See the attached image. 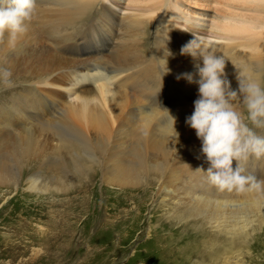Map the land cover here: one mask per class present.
<instances>
[{
  "label": "bare ground",
  "instance_id": "bare-ground-1",
  "mask_svg": "<svg viewBox=\"0 0 264 264\" xmlns=\"http://www.w3.org/2000/svg\"><path fill=\"white\" fill-rule=\"evenodd\" d=\"M158 1L162 9L160 13L151 11L154 7L144 8L152 0H36L32 20L26 25L27 31L18 36L15 45L10 46L7 34L0 39V47L3 43L8 49L24 47V52L15 53L8 63L12 70L26 73V80L29 81L28 90L12 100L9 114L0 116V144H3L0 148V186L18 185L20 170H14L13 166L19 167L23 162L42 158L49 168L62 162L61 157L51 154L59 148L67 150L75 169L76 159L85 154L82 160L91 164L99 163V160L103 163L100 168L103 179L111 184H138L136 172L149 168L145 167L149 165L145 142L149 139V123L165 115L160 112L161 105L166 104L164 101L176 106L175 111H168V114L183 113L189 110L186 103L190 98L186 100L184 97L187 74L183 71L178 78L176 75L173 77L184 81H180L174 91L169 87L177 83H167L164 76L162 82L165 88H159L161 80L149 85L148 77L154 66L150 62H138L130 36L125 38L130 31L141 33L143 26L154 25L160 32L157 42L160 58L166 53L163 42L168 36L176 35V49L169 50L166 55L171 58L174 55L179 63L197 61L185 51L195 50L197 43L211 40L217 50L215 55L225 58V69L226 65L238 66L240 73L258 80L259 74L256 73L260 70L261 56L257 52L264 49V19L256 16L244 18L231 13L217 15L214 23L205 13L198 12L190 18L185 11L175 9L171 0ZM87 19H91L89 24L85 22ZM67 26L72 28L67 29ZM190 42L189 48L185 49ZM196 66L188 71L195 81L194 86L191 84L194 88L199 86L200 79ZM236 76L231 77V90L238 88ZM161 98H166L164 103L160 102ZM132 115H139L140 121H143L140 124L142 132L136 138L130 119ZM128 123L129 127H126ZM20 126L21 131H18ZM124 127L127 131L125 138L130 141L114 153L124 142ZM41 134L45 137L39 140ZM135 142H140L141 151L138 148L134 150ZM161 150L164 157L157 167L161 171L158 189L167 193L171 204L182 206L194 217L205 221L210 235L217 237L223 234L233 244L235 235L247 232L246 228L259 221V215H264V189L245 193L218 192L207 183L206 173L201 171L207 170V162L189 160L183 149L163 146ZM168 153L171 156L166 159ZM245 169L246 174L264 180V167L252 163L250 168ZM29 180L28 189L47 190V185L39 186L36 179ZM55 182L53 169L50 184ZM12 222L14 227L15 221ZM31 222L24 220L27 226ZM36 225L41 231L42 226L39 223ZM1 237L0 259L10 258L5 264L24 257L26 247L21 251L18 243ZM197 237L200 238L185 242L179 249L176 263L180 260L182 264H188L196 254L195 258L203 260L197 264H217L218 258L222 260L218 261L219 264H240L239 259L232 256L235 250L228 248L230 244L218 243L214 249H207L201 242L205 239V232ZM29 239L34 238L24 237L20 243H25L28 248L34 244ZM161 253L155 254L157 263H160V258H165ZM20 261L27 264L26 260Z\"/></svg>",
  "mask_w": 264,
  "mask_h": 264
},
{
  "label": "rangeland",
  "instance_id": "rangeland-1",
  "mask_svg": "<svg viewBox=\"0 0 264 264\" xmlns=\"http://www.w3.org/2000/svg\"><path fill=\"white\" fill-rule=\"evenodd\" d=\"M171 2L175 9L185 11L190 18H193L198 12L205 13L208 15V19L213 20L214 23L217 15L225 16L231 13L243 15L244 18L256 16L264 19V9H262L264 0H171ZM150 7H154L151 10L154 13H160L162 10L159 8L158 0H152L150 5L144 6V8ZM170 9H172L171 6ZM90 20L87 19L86 24H89ZM75 24L76 21L72 26ZM72 26H67V29H71ZM143 28L141 33L136 30L128 32L125 38L130 36L139 63L150 62L153 64L154 69L148 77L149 85L161 80L159 88H165L166 85L162 82L164 76L167 83H177L169 87V90L174 91L180 81L182 83L184 81L173 79V77L177 76L178 78V74L183 71L184 74H187L184 97L187 98L186 100L190 98L186 103L189 110L183 113L168 114V111H175L176 106L164 101L166 98L160 99V102L166 103L160 107V112L165 115L158 116L151 121L152 123H149V139L145 141L148 146L149 165L145 167H149L147 169L150 170L144 172L147 169H141L136 172L137 185L111 184L108 180L103 179L100 169L103 163L99 160L101 164L98 165L97 162L91 164L82 160V157L85 159V154L76 159L75 169L71 162L72 159L64 148H59L58 151L51 153L56 158L61 157L62 161L54 163L52 168H49L48 163L42 161V158L23 162L19 167L13 166L16 168L14 170H20L18 185L0 186V236L11 243H18L21 251L26 247L27 252L24 257H17L11 264H21L20 259L26 260L27 264H182L180 260L176 263L179 249L185 245V242L193 238L199 239L200 237L197 235L203 236V232H205V239L199 241L203 242L207 249H214L218 243L230 244L228 236L218 234L219 236L214 237L213 234L210 235V228L205 221L194 217L186 208L171 204L167 199V193L158 189L157 183L161 177V171L157 170V167L160 165L159 161H162L164 157L161 147L183 149L185 157L189 160L198 159L200 162H206L201 152V140L197 138L195 130L186 123V118L194 111L193 102L199 96V86L195 87L196 89L193 87L195 81L188 71L196 65L201 66L200 60L202 59L197 57V61L179 63L174 59V55L173 58L167 56L169 50L171 52V49H176L174 41L177 38L174 34L168 36L163 42L166 45V53L162 54L160 58V48L157 46L160 32L156 31V27L152 24L145 25ZM106 37L109 39L108 36ZM18 52L23 53L24 47L16 46L15 49H8L5 43L0 47V70H10L12 72L11 80L14 84L11 88H5L0 83V116L3 113L8 115V108L12 100L16 99V95L28 90L27 74L19 71L18 73L17 70H12L9 67V59ZM185 54L183 52L182 56L185 57ZM257 54L261 56V63L260 70L256 74H259L258 80L261 87H264V49L258 51ZM226 67L225 78L229 82L233 75L241 72L238 66L226 65ZM237 110L246 116L247 113L242 105H238ZM134 115L130 116V119L133 122L132 128L136 138L142 132L143 127L140 124L143 121H140L139 115ZM171 117L174 118L173 127L178 133L175 137ZM126 127H129V123ZM249 127L253 126L249 123ZM17 130L21 131V126ZM32 130L34 131V128ZM253 130L258 135L264 136V129L253 128ZM125 131L124 127L122 129L124 142H121V148H116L114 153H118L128 145L130 139L125 138L127 135V131ZM44 137L41 134L39 140ZM2 146L3 144H0V148ZM137 148L142 150L140 142H135L134 150ZM170 156L168 153L166 159ZM127 158L130 159V157ZM79 160L81 161L79 162ZM122 163L125 164V162ZM252 163L264 167V158L257 160L250 157L248 161L241 162L245 168H250ZM182 164L187 166L185 162ZM235 165L236 162L233 161V167ZM80 167L82 168L80 169ZM53 169L56 182L50 184ZM116 173L118 174V172ZM204 176L206 177V174ZM31 178L36 179L39 186L47 185V190L28 189ZM3 197L5 200H2ZM263 216L259 215L260 220L246 228L247 232L235 235L232 240V242L235 241L233 243L235 246L230 244L228 247L235 250L232 256L238 258L240 264H264ZM26 219L29 222L32 221L28 223L29 226L24 223ZM12 221H15L14 227ZM36 223L42 226L41 231L38 230ZM32 231L35 233L32 234ZM29 236L34 238L31 239L34 244H30V247L27 248L25 243H20V241ZM39 238L41 242L38 244ZM31 240L28 241L31 242ZM218 250H220L219 246ZM160 251L165 258H160V263H157L154 257ZM144 252L145 255H142ZM195 255L193 258L191 257L188 264H197V262L203 261L195 258ZM9 259V257L4 260L0 259V264H5ZM218 259L216 260L217 264L222 261Z\"/></svg>",
  "mask_w": 264,
  "mask_h": 264
},
{
  "label": "clouds",
  "instance_id": "clouds-1",
  "mask_svg": "<svg viewBox=\"0 0 264 264\" xmlns=\"http://www.w3.org/2000/svg\"><path fill=\"white\" fill-rule=\"evenodd\" d=\"M35 3L36 0H0V39L7 34L10 46L15 45L18 36L27 31ZM216 51L211 40L197 43L195 50L185 51L202 59V66H196L200 76L199 96L193 102L194 111L186 118V123L201 140V152L209 165L206 171H201L206 173L207 183L218 192L261 191L264 180L246 174L241 162L250 157L264 158V136L253 130L264 129V87L252 76L239 73L236 76L238 88L231 90L225 78V58L216 56ZM11 76L10 70H0V83L5 88L14 86ZM238 105L243 106L246 116L237 110ZM249 123L253 127H249ZM173 125L174 118L175 137L178 133Z\"/></svg>",
  "mask_w": 264,
  "mask_h": 264
}]
</instances>
